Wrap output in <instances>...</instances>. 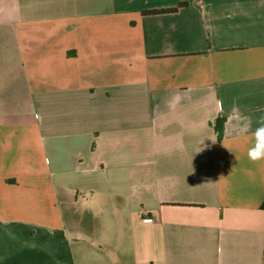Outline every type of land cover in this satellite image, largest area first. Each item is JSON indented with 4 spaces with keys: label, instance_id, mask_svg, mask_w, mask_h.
Segmentation results:
<instances>
[{
    "label": "crops",
    "instance_id": "crops-1",
    "mask_svg": "<svg viewBox=\"0 0 264 264\" xmlns=\"http://www.w3.org/2000/svg\"><path fill=\"white\" fill-rule=\"evenodd\" d=\"M262 124L264 0H0V264H264Z\"/></svg>",
    "mask_w": 264,
    "mask_h": 264
},
{
    "label": "clouds",
    "instance_id": "clouds-1",
    "mask_svg": "<svg viewBox=\"0 0 264 264\" xmlns=\"http://www.w3.org/2000/svg\"><path fill=\"white\" fill-rule=\"evenodd\" d=\"M234 111L238 113L237 109H234ZM246 130L247 125L241 131ZM253 136L254 144L248 149V159L253 163L264 161V124L256 128L255 132L253 133Z\"/></svg>",
    "mask_w": 264,
    "mask_h": 264
},
{
    "label": "trees",
    "instance_id": "trees-1",
    "mask_svg": "<svg viewBox=\"0 0 264 264\" xmlns=\"http://www.w3.org/2000/svg\"><path fill=\"white\" fill-rule=\"evenodd\" d=\"M186 6H188V3L184 2V3H180L177 7H174V8L151 10V11H146L144 14H147V15L172 14V13L178 12L179 10H181L182 8H184ZM224 126H225L224 120H218L216 125H215V129L218 132L219 139H222L224 136V129H225ZM263 208H264V205H263Z\"/></svg>",
    "mask_w": 264,
    "mask_h": 264
},
{
    "label": "rangeland",
    "instance_id": "rangeland-1",
    "mask_svg": "<svg viewBox=\"0 0 264 264\" xmlns=\"http://www.w3.org/2000/svg\"><path fill=\"white\" fill-rule=\"evenodd\" d=\"M113 215H114V214H111V213H109V215L106 214L105 220H106L107 222H119V223L125 221L124 216H121V217L117 220L116 218H114ZM107 239H108V238L106 237L104 231H100L99 234H98V238L96 239V241H97L98 243L96 244L95 249L98 251V250L100 249V246H102V245L104 244L103 242L106 241ZM92 243H93V241H91L90 244H92Z\"/></svg>",
    "mask_w": 264,
    "mask_h": 264
},
{
    "label": "built area",
    "instance_id": "built-area-1",
    "mask_svg": "<svg viewBox=\"0 0 264 264\" xmlns=\"http://www.w3.org/2000/svg\"><path fill=\"white\" fill-rule=\"evenodd\" d=\"M146 220H147V221H152V219H150V218H149V219H146Z\"/></svg>",
    "mask_w": 264,
    "mask_h": 264
}]
</instances>
